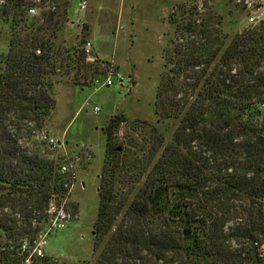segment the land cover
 Here are the masks:
<instances>
[{
  "label": "trees",
  "instance_id": "1",
  "mask_svg": "<svg viewBox=\"0 0 264 264\" xmlns=\"http://www.w3.org/2000/svg\"><path fill=\"white\" fill-rule=\"evenodd\" d=\"M72 2L42 22L22 19L17 7L4 19L11 32L0 74V264H25L22 239L37 236L51 195L62 196L68 179L54 154L18 146L20 128L9 134L5 122L31 120L28 138L54 109V84L102 74L85 60L83 40L57 43ZM173 16L154 112L177 126L168 145L150 126L156 146L120 151L112 136L124 115L105 125L96 256L84 264H264V20L229 36L195 6ZM28 264L64 263L44 252Z\"/></svg>",
  "mask_w": 264,
  "mask_h": 264
},
{
  "label": "rangeland",
  "instance_id": "2",
  "mask_svg": "<svg viewBox=\"0 0 264 264\" xmlns=\"http://www.w3.org/2000/svg\"><path fill=\"white\" fill-rule=\"evenodd\" d=\"M243 1L86 0L85 8L79 11L73 0L70 19L58 32L57 43L77 46L79 41L89 39L102 74L105 63L113 60L119 73L125 79L130 77L133 84L129 90L117 84L93 85L94 79L103 80L102 74L94 76L90 82L81 79L74 84L63 78L54 84L55 106L40 129L60 141V152L75 155L84 148L90 159L76 169L75 181L64 205V211L75 218L46 237L43 253L48 257L64 264L91 263L95 259L92 232L106 143L103 128L111 117L119 114L125 117L112 136L113 146L119 147L120 151L131 149L134 143L140 146L144 141H149V146H156L160 138L154 139L159 134L163 135L162 147L171 142L177 122H162L154 112L156 88L167 70L163 67V48L175 36L171 16L178 20L182 5L186 9L195 6L197 16H214L220 22L218 27L222 33L232 36L248 26L250 12L258 6L264 10V0H249L252 6L248 8L241 3ZM10 8L13 7L0 8V74L4 70L11 32V23L4 20L10 18ZM20 15L22 19H28L22 13ZM79 21H86L82 28L77 24ZM135 120L141 123L133 124ZM5 124L9 134L20 128L13 137L18 146L20 143L30 151L36 149L30 135L25 138L27 127H33L31 120L23 119L14 124L8 119ZM150 126L157 129L158 135H151ZM2 241L0 237V243Z\"/></svg>",
  "mask_w": 264,
  "mask_h": 264
},
{
  "label": "built area",
  "instance_id": "3",
  "mask_svg": "<svg viewBox=\"0 0 264 264\" xmlns=\"http://www.w3.org/2000/svg\"><path fill=\"white\" fill-rule=\"evenodd\" d=\"M71 1L72 0H0V8L5 9L8 6L17 7L26 18H36L39 19V22H42L49 14L58 13L64 8L68 10V5ZM74 1L77 10L82 11L85 8L86 0ZM236 2L240 3V0H236ZM241 3H243L246 8L252 6L249 0H244ZM262 20H264V10L261 6H258L254 11L247 15L248 26H253ZM77 24L82 28L85 21H79ZM81 51L87 62H94L96 60V57L93 56L92 43L89 39L83 40ZM102 76L104 77L103 80L99 81L98 79H94L93 85L99 84L101 87H108L117 84L118 86L122 88L125 87L129 90L131 84H133V80L130 77L125 79V77L119 73L113 60L105 63ZM94 110L97 111V107H95ZM30 137L33 140V145L37 148L40 147L41 154L44 153L45 155L49 153L50 155H55L53 159L56 161L57 172L60 175L66 176L68 179L63 185L65 192L62 196L57 197L56 195H51L45 211L47 221L37 233V236L31 242L26 238L22 239L20 243V251L27 255L25 264H28L32 257L43 256V247L45 245L46 237L52 230L63 228L68 221L75 218L71 213L64 211V205L67 199V194L74 184L76 169L84 161L87 162L90 159L89 152L84 148L75 155H68L65 152H60L58 149L62 148L61 143L58 144V141L43 129L32 131Z\"/></svg>",
  "mask_w": 264,
  "mask_h": 264
},
{
  "label": "water",
  "instance_id": "4",
  "mask_svg": "<svg viewBox=\"0 0 264 264\" xmlns=\"http://www.w3.org/2000/svg\"><path fill=\"white\" fill-rule=\"evenodd\" d=\"M58 144H60V141H58ZM186 234H187V232L185 231V232H184V235H186Z\"/></svg>",
  "mask_w": 264,
  "mask_h": 264
},
{
  "label": "crops",
  "instance_id": "5",
  "mask_svg": "<svg viewBox=\"0 0 264 264\" xmlns=\"http://www.w3.org/2000/svg\"><path fill=\"white\" fill-rule=\"evenodd\" d=\"M86 22V21H85Z\"/></svg>",
  "mask_w": 264,
  "mask_h": 264
}]
</instances>
